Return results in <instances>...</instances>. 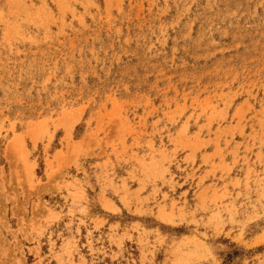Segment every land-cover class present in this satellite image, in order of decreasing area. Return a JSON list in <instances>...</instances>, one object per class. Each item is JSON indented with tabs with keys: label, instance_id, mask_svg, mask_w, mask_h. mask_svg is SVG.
<instances>
[{
	"label": "rangeland",
	"instance_id": "obj_1",
	"mask_svg": "<svg viewBox=\"0 0 264 264\" xmlns=\"http://www.w3.org/2000/svg\"><path fill=\"white\" fill-rule=\"evenodd\" d=\"M0 264H264V0H0Z\"/></svg>",
	"mask_w": 264,
	"mask_h": 264
}]
</instances>
